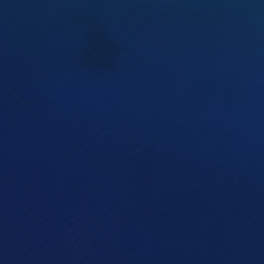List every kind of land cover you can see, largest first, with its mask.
Masks as SVG:
<instances>
[{
	"label": "water",
	"instance_id": "1",
	"mask_svg": "<svg viewBox=\"0 0 264 264\" xmlns=\"http://www.w3.org/2000/svg\"><path fill=\"white\" fill-rule=\"evenodd\" d=\"M0 264H264V0H0Z\"/></svg>",
	"mask_w": 264,
	"mask_h": 264
}]
</instances>
